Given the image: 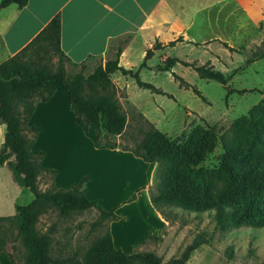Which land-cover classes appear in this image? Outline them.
<instances>
[{
  "label": "rangeland",
  "instance_id": "1",
  "mask_svg": "<svg viewBox=\"0 0 264 264\" xmlns=\"http://www.w3.org/2000/svg\"><path fill=\"white\" fill-rule=\"evenodd\" d=\"M222 11L219 29L204 37L212 38L211 45L166 44L154 50L145 67H140L144 55L134 59L133 71H139L140 79L159 89L160 93L138 85L129 75L125 76L129 83L126 85L125 82L122 88L117 83L120 80L112 76L117 98L128 116L127 131L121 142L131 144V135H135L142 124L139 113L175 143L185 141L198 125L209 126L220 138L229 133L235 120L248 115L252 107L262 102L264 6L250 13L255 23L245 21L237 8H223ZM167 59H174L175 64L169 70H163ZM56 60L57 57H53V65ZM181 61L213 67L223 73L226 82L201 78L193 66ZM98 63V60L90 62L83 69L69 66L67 72L73 74L82 70L88 74ZM173 74L194 86L200 95L190 86L180 85ZM60 103V106L53 102L49 107L41 108L34 122L43 127L36 145L46 148L48 161L62 168L56 185L65 189L76 184L80 168L75 161L77 153L93 146V135L84 133L83 128L72 121L71 107L63 101ZM5 130V125H0V146ZM67 152V158L74 161L71 167L66 165ZM222 155L219 140L201 165L216 168ZM94 157L90 166L94 181L89 199H94L106 211L114 209L118 219L100 221L99 211L93 207L68 216H61L53 207L42 213L36 228L40 234L51 238L50 255L64 261L60 264H78L86 248L106 231L110 232L113 244L127 254L150 251L167 261L180 256L188 245H196L188 259L190 264H264V226L244 224L221 229L205 212H188L174 206L167 207V218L163 217L149 201L150 194H157L159 190L160 178L155 183L151 178L147 188H139L148 180L146 162L133 154L118 152L102 151ZM12 160L13 156L9 162ZM9 162L0 167V216L12 217L15 205L28 204L33 194L13 179ZM104 165L111 169L106 177L101 172ZM151 167L155 170L157 163H151ZM48 173L41 174L39 190L54 188ZM89 175L84 173V176ZM136 195L137 202L129 203ZM0 226L4 253L12 256L14 264H24L25 249L15 222L4 220Z\"/></svg>",
  "mask_w": 264,
  "mask_h": 264
},
{
  "label": "trees",
  "instance_id": "2",
  "mask_svg": "<svg viewBox=\"0 0 264 264\" xmlns=\"http://www.w3.org/2000/svg\"><path fill=\"white\" fill-rule=\"evenodd\" d=\"M27 2L1 0L0 6L14 3L21 7ZM178 40L168 44L174 45ZM161 46L156 41L148 48L140 67H145L154 50ZM120 54L121 45L112 58L104 63L100 61L90 73L81 70L69 74L65 68L69 59L60 47V22L54 19L20 52L0 63V125L6 127L0 146V167L13 156L9 162L13 179L33 194L28 204L15 205L12 217L0 216V222L10 219L15 222L25 249L24 264L64 262L51 257V238L40 234L36 228L39 216L51 207L61 216L93 207L99 211L100 221L118 219L114 209L106 211L86 197L87 176L66 189L54 187L42 191L38 188V177L43 172L53 174L55 171L42 168L43 151L33 148L39 127L30 126L28 122L35 104L47 101L53 94L51 80L68 91L75 120L82 124L85 132L94 133L96 147L119 148L145 162L157 163L153 181L160 178L161 184L157 194H150V201L163 217L167 218V207L174 206L188 212H205L221 229L244 224L264 226V94L262 102L252 107L248 115L235 120L229 133L220 138L209 126L198 125L185 141L175 143L139 113L141 127L131 135V144L123 143L128 116L117 98L113 74L120 72L134 78L138 85L156 88L143 82L139 71L119 65ZM55 56L57 60L53 65ZM182 63L193 66L201 78L226 82L223 73L213 67ZM174 64V59H167L161 69L169 70ZM173 76L180 85L190 86L182 77ZM190 87L199 94L194 86ZM138 134L141 136H136ZM219 140L223 148L220 162L213 169L204 167L202 162ZM1 231L0 226V234ZM195 247L188 245L180 256L164 261L150 251L125 253L113 244L110 232L106 231L86 248L78 264H190L188 259ZM0 251L5 252L1 239ZM6 254L14 264L12 256Z\"/></svg>",
  "mask_w": 264,
  "mask_h": 264
},
{
  "label": "crops",
  "instance_id": "3",
  "mask_svg": "<svg viewBox=\"0 0 264 264\" xmlns=\"http://www.w3.org/2000/svg\"><path fill=\"white\" fill-rule=\"evenodd\" d=\"M261 6H264V0H28L21 7L12 3L5 7L0 6V63L20 52L37 35L44 32L54 19H58L60 47L69 59L65 64L66 70L69 66L82 68V64L84 68L85 65L88 66L90 62L97 60L104 63L114 56L119 45H121L119 65L132 69L133 63L135 64L134 59H140L145 55V51L156 41L162 46L177 39L179 40L175 44L211 45L212 38L204 37L219 29V14L223 12V8H237L245 21L248 19L252 22L250 13L256 12ZM228 44L231 45V42L229 41ZM113 75L116 76L115 80H120L117 83L122 88L125 82L126 85L129 83L125 80L126 75L120 72ZM50 84L54 87L53 94L47 101L35 104L28 125L39 127L33 148L43 151L41 166L43 169L55 170V173L48 174L51 175L50 181L54 187L60 188L56 185V180L62 168L48 161L46 148L36 145L43 132L41 124L34 122L39 110L49 107L53 102V105L60 106L62 101L71 107L68 91L53 80ZM71 112L72 121L76 122L72 108ZM48 118L51 119V115ZM76 123L82 127L81 123ZM83 132L93 135V146L90 145L82 153H77L75 161L80 168L76 184L84 173L90 174L85 183V195L89 199L94 181V172L92 173L90 169L95 158L94 154L102 151L132 153L119 148L112 149L105 146L98 148L94 145V133L91 130L87 132L83 130ZM68 154L69 152L65 157L66 165L71 167L74 161L67 158ZM151 163L153 162H146L148 180L145 185L139 187L140 189L147 188L152 182L154 168L151 167ZM109 171L111 172V169L105 165L101 170L104 177ZM40 177L41 175L38 180ZM137 200L136 195L129 203L134 204ZM0 264H13L3 251H0Z\"/></svg>",
  "mask_w": 264,
  "mask_h": 264
}]
</instances>
